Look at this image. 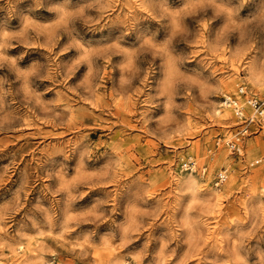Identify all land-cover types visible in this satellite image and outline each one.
I'll return each mask as SVG.
<instances>
[{
  "label": "rangeland",
  "instance_id": "obj_1",
  "mask_svg": "<svg viewBox=\"0 0 264 264\" xmlns=\"http://www.w3.org/2000/svg\"><path fill=\"white\" fill-rule=\"evenodd\" d=\"M241 84L264 100V0H0V264H264Z\"/></svg>",
  "mask_w": 264,
  "mask_h": 264
},
{
  "label": "built area",
  "instance_id": "obj_2",
  "mask_svg": "<svg viewBox=\"0 0 264 264\" xmlns=\"http://www.w3.org/2000/svg\"><path fill=\"white\" fill-rule=\"evenodd\" d=\"M222 104L231 107L236 117L237 123H243L242 127L236 134L233 140L226 141V145L229 150L236 155H241L243 147L241 145L243 136L250 133L248 124L252 123L254 128L261 129L264 123V100L260 99L256 95L248 92L245 85H239L236 94L224 95ZM244 104L249 108V115H245ZM257 118V120H255ZM184 170H194L195 163L193 160L188 159L182 163ZM203 171V169H202ZM227 176L226 169L219 171L215 176L214 184L218 185L222 183Z\"/></svg>",
  "mask_w": 264,
  "mask_h": 264
},
{
  "label": "bare ground",
  "instance_id": "obj_3",
  "mask_svg": "<svg viewBox=\"0 0 264 264\" xmlns=\"http://www.w3.org/2000/svg\"><path fill=\"white\" fill-rule=\"evenodd\" d=\"M222 116H223V114H222Z\"/></svg>",
  "mask_w": 264,
  "mask_h": 264
}]
</instances>
